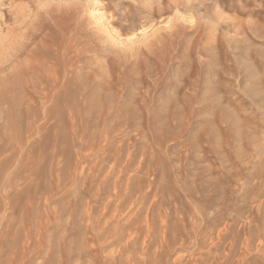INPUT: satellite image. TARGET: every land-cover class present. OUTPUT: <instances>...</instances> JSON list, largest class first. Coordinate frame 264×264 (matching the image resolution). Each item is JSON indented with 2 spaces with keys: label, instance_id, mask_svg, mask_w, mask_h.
I'll use <instances>...</instances> for the list:
<instances>
[{
  "label": "rangeland",
  "instance_id": "374dc122",
  "mask_svg": "<svg viewBox=\"0 0 264 264\" xmlns=\"http://www.w3.org/2000/svg\"><path fill=\"white\" fill-rule=\"evenodd\" d=\"M0 264H264V0H0Z\"/></svg>",
  "mask_w": 264,
  "mask_h": 264
}]
</instances>
